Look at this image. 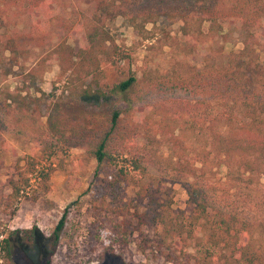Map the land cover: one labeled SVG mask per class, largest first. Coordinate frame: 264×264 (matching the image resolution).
Returning a JSON list of instances; mask_svg holds the SVG:
<instances>
[{
  "label": "rangeland",
  "instance_id": "rangeland-1",
  "mask_svg": "<svg viewBox=\"0 0 264 264\" xmlns=\"http://www.w3.org/2000/svg\"><path fill=\"white\" fill-rule=\"evenodd\" d=\"M29 1L0 2V61L10 57L8 49L3 50L6 35L16 38L11 61H17L0 66V91L27 93L37 99L29 101L32 106L27 113L0 110V231L8 235L12 264H155L148 251L152 239L162 235L156 221L131 234L114 224L122 215L131 216L135 208L145 209L132 199L138 182L157 184L163 191L162 199L169 207L160 213L165 223L184 220L174 209L185 207L184 184L191 178H173L175 155L164 136L145 130L144 117L159 111L155 106L161 103L170 105L172 99L206 97L210 64L225 63L226 55L241 47V28L226 23L212 40L199 36L194 41L196 31H205L207 22L198 25L197 20H189L191 33L183 35L179 14H197L194 0H43L44 8L35 6L31 14ZM206 2L223 9L255 7L264 0ZM144 13L151 14L150 20H143ZM34 22L41 29L39 41L22 36ZM88 22L100 23L109 31L120 59L114 65L100 63L99 81L84 96L78 83L64 85L65 78L56 81L58 65L52 49L60 42L76 49ZM32 67L38 69L35 86L25 88V75ZM130 75L134 77L130 88L118 93L114 86ZM114 111L124 127H136L135 142L130 143L146 168L144 176L132 171L126 177L117 176L116 166L108 160L97 163L86 142L70 133L76 127L87 130L91 119L109 120ZM44 144H51L49 155ZM128 149L121 146L120 150ZM24 154L38 161V168L49 167V177L31 175L21 195L11 199L6 181L23 170ZM223 171L219 166L214 176L223 179ZM263 182L261 177L259 185ZM61 217L55 238L53 230ZM30 227H35L31 244L9 234ZM196 236L184 250L199 255L207 244L198 230ZM138 244L146 251L141 252ZM255 245L264 248V238L257 237Z\"/></svg>",
  "mask_w": 264,
  "mask_h": 264
},
{
  "label": "trees",
  "instance_id": "trees-1",
  "mask_svg": "<svg viewBox=\"0 0 264 264\" xmlns=\"http://www.w3.org/2000/svg\"><path fill=\"white\" fill-rule=\"evenodd\" d=\"M9 1L15 2L0 0L1 3ZM28 6L31 14L35 6L44 8V3L43 0H30ZM192 6H198L197 14H179L183 35L191 33L189 20H197L198 25L207 22L205 31H196L194 41L199 36L212 40L228 23L233 29L241 28L238 32L241 47L227 54L225 63L210 64L206 97L194 101L172 99L170 105L161 103L155 106L159 111L144 117L145 130L164 136L168 150L175 155L173 178L179 181L191 178L184 184L185 207L174 209L184 220L165 223L160 213L169 207L162 199L163 191L157 184L138 182L132 199L145 209L135 208L129 217L122 215L114 226L131 234L139 231V226L156 221L162 235L160 239H152L148 251L155 264H264V248L255 245L257 237L264 238V182L259 185L260 178H264V31L261 29L264 3L257 2L250 8L232 5L217 9L206 0H194ZM142 16L145 21L151 18L150 13ZM40 31V26L34 22L28 34L22 36L39 41ZM83 34V41L76 49L60 42L52 53L57 57L56 81L65 78L64 85L76 82L80 94L87 96L91 84L96 86L102 74L100 63L114 65L120 59V52L109 31L100 23H86ZM15 39L7 35L3 38V50L8 49L10 57L7 61L1 60L0 66L17 62L11 61L15 58ZM37 72L35 67L27 71L25 88L35 86ZM133 81L130 75L114 88L123 94ZM0 93L3 94L0 97L3 113L13 109L27 113L32 106L29 101L37 100L30 99L27 93L22 95L7 90ZM152 115L158 117L152 119ZM121 120L114 111L109 120L104 116L89 120L87 130L77 127L69 130L86 142L97 163L108 160L116 166L117 176L126 177L129 171L144 176L146 168L130 143L135 142L136 127L128 129ZM121 146H129V149L124 152ZM44 148L49 155L51 144H44ZM21 159L23 170L16 171L6 181L11 199L21 195L31 175L43 180L49 177V167L38 168V161L28 154ZM219 166L224 170L223 179L214 176V169ZM61 224L62 217L53 230L55 238ZM34 228L14 229L9 234L31 244ZM196 230L207 244L199 255L184 250L190 239L197 238ZM166 240L168 243L164 245ZM138 246L141 252L146 251L140 244ZM11 256L8 235L0 231V264H12Z\"/></svg>",
  "mask_w": 264,
  "mask_h": 264
}]
</instances>
